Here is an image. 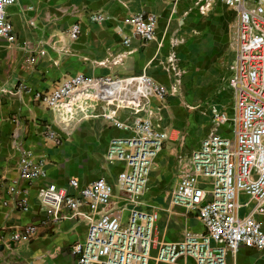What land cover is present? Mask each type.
I'll use <instances>...</instances> for the list:
<instances>
[{"label":"crops","instance_id":"crops-1","mask_svg":"<svg viewBox=\"0 0 264 264\" xmlns=\"http://www.w3.org/2000/svg\"><path fill=\"white\" fill-rule=\"evenodd\" d=\"M91 12H103L107 20L92 22ZM143 12L159 16L156 38L150 43L135 37L130 24L131 16ZM8 14L15 41L0 39V264H77L71 250L86 238L87 220L67 209L56 219L39 199L44 185L68 187L72 179L78 181L80 189L98 179L108 182L113 188L111 208L119 213L123 225L134 210L156 211V235L161 242L178 243L189 231L202 232L196 213L175 204L173 195L181 177L180 159L200 147L213 129L215 114L233 115V91L228 83L229 65L235 58L232 12L217 2L203 14L195 7V0H18ZM31 20L34 25H30ZM77 22L82 33L70 41L67 32ZM42 50L45 55H41ZM173 53L180 77L170 68ZM139 73H147L170 90L159 112V124L169 139L151 169L147 189L134 197L118 185L125 162L107 160L111 141L128 138L131 132L96 118L84 122L56 146L45 138L48 129L60 133L56 116L35 101L34 94L53 90L73 75ZM130 113L121 111L120 115L129 120ZM229 125H222L220 131L227 133ZM16 140L23 142L21 148L16 147ZM25 152L36 163L44 164L47 175L10 193ZM240 202L244 205L242 215L255 205L242 193ZM80 211L98 217L102 207L92 212L83 205ZM256 218L264 228V215ZM27 225L37 227L36 235L13 242L10 232ZM235 262L264 264V251L242 246ZM150 264H164L156 259V251ZM177 264L194 262L183 258Z\"/></svg>","mask_w":264,"mask_h":264},{"label":"built area","instance_id":"built-area-1","mask_svg":"<svg viewBox=\"0 0 264 264\" xmlns=\"http://www.w3.org/2000/svg\"><path fill=\"white\" fill-rule=\"evenodd\" d=\"M217 2L225 5L234 19L235 58L228 69L233 115L215 114L213 129L200 147L180 159L181 177L173 195L175 204L196 213L204 230L189 231L178 243L161 242L156 235L158 213L134 210L123 225L119 213L111 208L113 188L104 179L83 189L76 179L68 187L44 185L39 199L50 215L58 219L57 215L67 209L88 222L86 238L72 246L77 264H150L154 251L156 259L164 264H177L183 258L192 259L194 264H231L230 260L237 264L235 258L242 246L264 251V228L256 218L264 215V0H195V7L206 14ZM17 3L18 0H0V39L15 41L8 9ZM89 18L95 23L107 20L103 12H91ZM158 21V14L153 12L131 16L133 35L143 43L152 42ZM34 24L31 20L30 25ZM81 33L77 22L68 30L67 37L75 41ZM129 42L127 38L125 43ZM40 53L45 55L44 50ZM169 62L180 77L174 53ZM169 96L168 86L147 73L78 74L64 78L53 90L34 94L35 101L56 116L60 133L48 129L45 134L56 146L62 145L84 122L96 118L131 132L128 138L111 141L107 160L125 162L118 185L134 197L147 189L151 169L169 139L168 132L159 124V112ZM121 111H130L132 118H122ZM227 124L228 132L222 133L220 127ZM15 145L21 148L23 142L16 140ZM46 175L44 164L36 163L25 152L18 179L9 191L14 193ZM241 193L255 202L246 215L240 213L244 206ZM83 205L92 212L102 207V212L98 217L84 214L80 211ZM36 233L35 225H27L9 236L19 243L32 239Z\"/></svg>","mask_w":264,"mask_h":264},{"label":"rangeland","instance_id":"rangeland-1","mask_svg":"<svg viewBox=\"0 0 264 264\" xmlns=\"http://www.w3.org/2000/svg\"><path fill=\"white\" fill-rule=\"evenodd\" d=\"M188 8H191V5L190 4H188ZM197 10H198V8H197ZM213 11H215V10H213ZM207 13H209V12H207ZM177 94H178V92H177Z\"/></svg>","mask_w":264,"mask_h":264}]
</instances>
